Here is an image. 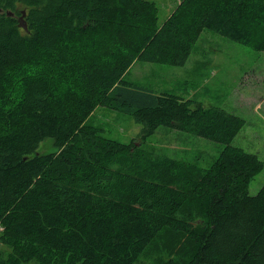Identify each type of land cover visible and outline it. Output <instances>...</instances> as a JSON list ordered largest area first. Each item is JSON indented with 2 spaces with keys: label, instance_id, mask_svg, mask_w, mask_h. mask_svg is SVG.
<instances>
[{
  "label": "trees",
  "instance_id": "obj_1",
  "mask_svg": "<svg viewBox=\"0 0 264 264\" xmlns=\"http://www.w3.org/2000/svg\"><path fill=\"white\" fill-rule=\"evenodd\" d=\"M156 8L0 0V264H264V184L248 191L264 165L231 144L245 121L124 79L184 66L203 30L264 53V0H181L161 24ZM99 105L139 144L88 124ZM160 126L224 147L206 169L175 160L144 147Z\"/></svg>",
  "mask_w": 264,
  "mask_h": 264
},
{
  "label": "rangeland",
  "instance_id": "obj_2",
  "mask_svg": "<svg viewBox=\"0 0 264 264\" xmlns=\"http://www.w3.org/2000/svg\"><path fill=\"white\" fill-rule=\"evenodd\" d=\"M158 9L160 24L169 16L173 0H148ZM177 0H174V2ZM184 66L136 62L124 79L155 90L218 107L245 121L232 146L256 155L264 165V53L238 45L203 30ZM103 130V136L119 143L139 144L141 125L130 115L98 106L86 120ZM36 154L55 153L51 138L38 145ZM144 147L157 154L208 168L224 145L165 126L144 141ZM249 194L255 195L264 184V167L253 176ZM0 249H4L0 246ZM9 252V251H6ZM5 252V253H6Z\"/></svg>",
  "mask_w": 264,
  "mask_h": 264
},
{
  "label": "water",
  "instance_id": "obj_3",
  "mask_svg": "<svg viewBox=\"0 0 264 264\" xmlns=\"http://www.w3.org/2000/svg\"><path fill=\"white\" fill-rule=\"evenodd\" d=\"M25 12L24 11H22L20 14V16L17 18L18 19V26L17 27H20V28H22L23 30H27V25H26V22H25V20H24V16H25V14H24ZM5 15H7L8 17H13L14 16V13H12V12H9V11H7L6 13H5Z\"/></svg>",
  "mask_w": 264,
  "mask_h": 264
},
{
  "label": "crops",
  "instance_id": "obj_4",
  "mask_svg": "<svg viewBox=\"0 0 264 264\" xmlns=\"http://www.w3.org/2000/svg\"><path fill=\"white\" fill-rule=\"evenodd\" d=\"M180 1H181V0H177V1L174 2V0H173L172 4H171L170 7H169V8H170V10H169V16H170V15L172 14V12L175 10V7L178 6V4L180 3ZM169 16H168V17H169ZM168 17H167V18H168ZM167 18H166V19H167ZM135 63H136V62H133V65H134ZM130 68H131V67H130Z\"/></svg>",
  "mask_w": 264,
  "mask_h": 264
},
{
  "label": "built area",
  "instance_id": "obj_5",
  "mask_svg": "<svg viewBox=\"0 0 264 264\" xmlns=\"http://www.w3.org/2000/svg\"><path fill=\"white\" fill-rule=\"evenodd\" d=\"M2 230V228L0 227V231Z\"/></svg>",
  "mask_w": 264,
  "mask_h": 264
}]
</instances>
